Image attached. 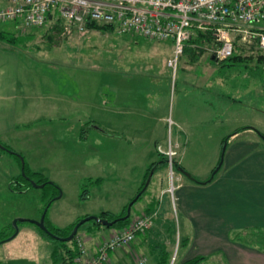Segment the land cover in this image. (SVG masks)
<instances>
[{"label": "rangeland", "instance_id": "1", "mask_svg": "<svg viewBox=\"0 0 264 264\" xmlns=\"http://www.w3.org/2000/svg\"><path fill=\"white\" fill-rule=\"evenodd\" d=\"M53 26L50 23L46 27L23 29L18 22L0 23L4 39L10 40L2 42L10 43L20 56L18 87L39 104L36 107L30 103L27 114L20 115L15 129L0 137V143L21 155L25 162L30 161L28 167L38 172L26 170L32 181L37 183L41 177L49 183L42 188L24 185L19 179L22 174L15 155L0 149V231L14 229L15 219L38 220L43 207L47 209L46 224L59 229L61 235L82 218L96 217L102 212L121 214L140 190L157 145L163 149L170 145L177 153L175 160H181V168L200 179L210 178L211 171L218 167L222 139L235 130L244 129L234 140H228L218 169L228 165L232 146L240 150L241 159L243 155L249 156L251 164H255L260 151L264 153V51L255 43L250 47L237 43V60L216 61L211 56L215 41L208 34L210 43L188 44L196 59L191 61V54L185 51L172 74L165 63L170 51L166 41L108 30L56 31ZM259 27L264 30V24ZM105 78L107 85H111L112 96L124 94V111L114 97L113 112L109 113L110 87L105 85ZM16 98V103L26 105L18 92ZM70 100H78L80 107L67 108ZM42 102L50 104L47 107ZM63 102L65 107L60 108ZM53 104L56 107H51ZM177 174L181 173L173 170L170 176L168 165L159 173L165 200L174 194ZM98 176L101 179L96 182ZM15 181L22 183L20 191L9 189L8 184ZM145 197L146 190L132 204L129 221L117 230L129 228L142 214L154 216L142 234L152 228L161 213V201L157 199L154 211L137 213ZM166 217L173 231L155 238L158 243L154 245L166 250L168 264L196 258L197 245L188 246L181 234L185 219L174 209ZM221 220L217 236L206 237L211 242L207 247L216 245L221 250L207 253L198 264H229L223 252L228 245L219 244L218 237L264 249V229L254 227L261 231L256 234L254 228H247L249 235L242 231L246 228H230L228 219L222 216ZM207 222L206 229L211 221ZM16 227L32 228L24 221H18ZM94 228H100L94 221L78 228L72 239L76 255L77 242L86 249L94 241L99 243L90 234ZM40 239L41 244L35 247L34 242L18 236L0 244V264H50L51 249L60 243L48 237ZM71 241L64 242V248L71 249ZM127 250L133 260L143 256L145 264H155L149 253L145 252V256L132 248ZM157 254L158 251L154 255Z\"/></svg>", "mask_w": 264, "mask_h": 264}, {"label": "crops", "instance_id": "2", "mask_svg": "<svg viewBox=\"0 0 264 264\" xmlns=\"http://www.w3.org/2000/svg\"><path fill=\"white\" fill-rule=\"evenodd\" d=\"M6 4L7 0H0V8L4 7ZM50 23L55 24L59 22L50 21V19H48V21L42 26L45 25L46 27L47 24ZM166 42L167 46H170L169 55L167 57L168 59L171 55L172 48L171 42ZM9 44L10 43H4L0 41V137L5 136V134L15 129L16 121L19 119L20 115L27 114L29 108L28 105L34 101L31 100V98H28L27 92H23L21 88L18 87L20 56L15 48ZM107 79L108 78H105V85L110 87V90L108 91L110 96H107L110 100L109 105L111 108V112L109 113L112 114L113 112L111 102L113 101L114 97L116 102L120 104L121 111H124L127 108H123V106H127L126 101L123 99L124 94L121 93V95L115 94L112 96L113 91L111 90V85H107ZM25 88L26 86H24V90ZM17 92L19 93L20 99L26 101V105H24L22 102H15L17 100ZM36 101H38V99ZM70 101L71 102H67V108L70 107V109H74L80 107V102L78 100ZM65 103L66 102L61 103L60 108L65 107ZM33 104L36 105V107L39 105L38 102ZM48 104L50 103H47V105L44 103L43 106L48 107ZM83 105L84 103L82 106ZM51 107L54 108L56 105L53 104ZM107 120L105 123L108 122ZM72 129H75V125L72 126ZM249 131L248 133H251ZM77 133L80 139L81 130L79 128ZM237 133L232 132L230 133L231 135L229 134L227 137H224L226 140L223 141L222 139L223 143L226 142L227 146L228 140H234ZM178 138L179 136H177V139L175 140L179 143ZM174 145H177V143ZM178 146L179 145H177V147ZM239 151V149L233 146L230 147L228 165L222 169L220 166V168L213 175L211 181L207 183L201 182H203L209 176L205 177L204 179H200L199 177L190 175L194 180L197 181L194 182L189 180L183 174H177L175 179L177 184L174 188L175 195L173 194L168 200H165L166 193L164 188H162V175L159 176L161 169L164 167H158L160 169H157V175H155L156 177H152L155 174L154 173L149 180V183L146 187V197L144 198L143 202L141 201L142 208L137 213H142L145 211L151 212L152 210L154 211L158 204L157 199H160L161 201V213L159 212L158 217L154 219L152 228L143 234H137L134 241L130 246H128L130 248L127 249L131 250L132 248L136 254L145 256L146 253H149L151 257L156 260V256L154 254L159 251V247L157 246L156 248L154 245V242L157 241L155 238L163 237V234H165L167 231H170V233L173 231V227L171 226L169 219L166 217L167 215L169 217V211H173V209L174 212H179L180 215L185 219V224H182L183 232L181 234L185 236V242L188 246H191L192 244L197 245V253L194 254L195 256L200 255L205 257L207 253H210L213 250H221V247L216 245L207 247L208 245H211V242L209 243L206 237L211 239V236H217L219 233L217 228H220L221 226L222 216L228 219L227 222L230 221V228L239 230L243 228L259 227L264 229V153L260 151L261 154H258V158L256 162H254L255 164H251L249 156L244 157L243 155L242 159L240 156H238ZM154 154L155 158L151 163L158 162V164H162L160 163L155 150ZM176 160H178L180 166L182 167L181 160L179 158ZM29 162L30 161H28V159L25 162L26 169L28 168L27 170L34 172L35 170H31L32 167H28V164H30ZM183 177L186 179L184 180ZM88 178L92 177L89 175ZM100 179L101 177H96V182H98ZM10 184L11 183L8 184L9 189ZM12 185H15V183ZM158 191L159 193L157 195ZM207 220L211 221L208 229H206L208 226L206 225L208 223ZM114 230H117V228L107 229L100 227L91 230L90 234L92 236L94 235L93 238L100 242L102 236H105L104 238H106L107 235H109ZM36 232L37 230L33 226L32 228L23 227L18 229L16 236L21 237L26 241L34 242L35 247L36 245L38 246V243L41 244V235ZM217 239H219L217 241L219 244L227 243L228 245L227 247L222 248L223 252H226L227 254V260L229 264H264V251L257 246L239 245L238 243L235 244L233 240H229V237L228 239L227 237H218ZM229 241L232 243H229ZM94 243L96 242L94 241ZM94 243L89 244V247L87 248L92 254L95 253V246L97 245V243ZM229 245L232 248H229ZM127 249H120L113 253H109L108 260L104 264H131L132 260L129 259L131 257L133 259V256Z\"/></svg>", "mask_w": 264, "mask_h": 264}, {"label": "built area", "instance_id": "3", "mask_svg": "<svg viewBox=\"0 0 264 264\" xmlns=\"http://www.w3.org/2000/svg\"><path fill=\"white\" fill-rule=\"evenodd\" d=\"M50 21L62 30L84 32L88 24L111 27L116 34L135 33L148 39L171 42L166 65L172 74L179 57L195 30L208 33L215 41L211 56L216 61L230 57L234 44L255 43L264 51V0H7L0 8V23L18 22L23 29H35ZM166 157L173 175L176 151L156 146ZM169 191V190H168ZM150 216L136 218L129 228L114 230L90 253L80 242L74 264H104L109 253L127 248L150 225ZM145 257L131 264H145Z\"/></svg>", "mask_w": 264, "mask_h": 264}, {"label": "trees", "instance_id": "4", "mask_svg": "<svg viewBox=\"0 0 264 264\" xmlns=\"http://www.w3.org/2000/svg\"><path fill=\"white\" fill-rule=\"evenodd\" d=\"M261 24H264V21L263 22H261ZM53 28L56 30V31H59V30H61L62 28H61V25L59 24V23H55L54 24V26H53ZM99 30V31H102V32H106L107 30L108 31H112V29H111V27H109V26H105V25H96V24H94V23H92V24H88L87 26H86V30L85 31H88V30ZM84 31V32H85ZM107 31V32H108ZM70 32H72V31H70ZM79 33H83V32H79ZM206 34V35H205ZM4 37H5V35H4V33L0 30V41H9L10 42V40H8V39H4ZM12 40V39H11ZM210 43V38H209V35H208V33H202V32H200V31H197V30H195L194 32H193V34H192V36H191V38H190V40L186 43V45H185V47H184V50H183V53H185V51H186V53H190L191 54V61H194L196 58H194V57H196V56H194L193 55V50L192 49H190V48H188V44L190 45V44H202V43ZM237 44V43H236ZM236 44H234V48H233V52H232V55L230 56V57H228V58H226V60H232V59H234V58H236L235 60H237L238 59V57H239V55H235L234 53L236 52V50H237V47H236ZM239 45H242V46H244L245 47V45H243V44H239ZM251 45H249V46H246V47H250ZM242 129H239V130H235L233 133H237V132H239V131H241ZM231 135V134H230ZM260 136H261V134H259ZM263 139H264V137H262ZM224 140H226V138H223V141ZM223 141H222V143H223ZM3 145V144H2ZM3 146H5L6 148H8L9 149V147L8 146H6V145H3ZM11 150V149H10ZM157 154V156H158V159H159V161H160V163H162V164H158V162H153V163H151L149 166H148V168L146 169V172H145V175H144V179H143V182H142V184L140 185V187L142 188L143 187V185H144V183H145V181H146V178H147V176H148V174H149V171L153 168L154 170H153V173H152V175L154 174V173H156V171H157V169H158V167H164V166H167V161H166V157L164 156V155H161V154H158V153H156ZM16 159H17V161H18V163H19V167H21L20 165V160L16 157V156H14ZM178 167H180L181 168V166H180V164H179V162L177 161V160H175V158H174V160H173V170H176L177 171V168ZM27 169H26V165H25V162H24V172H25V175L26 176H29V177H31V175L30 174H28L27 173V171H26ZM214 170V169H213ZM212 170V171H213ZM211 171V172H212ZM37 173H34V174H32V175H36ZM41 176V175H40ZM19 179H21L22 181H23V184L24 185H26V186H30L31 184L24 178V177H21V175H19ZM189 179V178H188ZM189 180H192V181H194V182H197V181H195V180H193V179H189ZM209 177L207 178V179H205L203 182H201V183H207V182H209V181H211V179L209 180ZM13 183H15V185H12ZM11 182V184H10V190H15V191H20L21 189H20V187H22V183H19V182ZM44 184V187L45 186H47V184H49V183H47V179L46 178H41L40 177V181H37V184ZM140 188V189H141ZM145 190H146V188H145ZM140 191V190H139ZM138 191V192H139ZM137 192V193H138ZM144 192V191H143ZM142 192V193H143ZM142 193L138 196V198L139 197H141V195H142ZM126 207V206H125ZM44 208V207H43ZM126 209V208H125ZM125 209H124V211L121 213V214H118V215H112V214H109L108 212H102L101 213V215H98V217H100V218H104V219H107V220H112V219H114V218H117V217H120V216H123V215H125ZM42 212V211H41ZM129 219H130V216L126 219V220H123V221H119V222H117V223H115L114 225H112L111 227H104V226H101V224H99V223H96V222H94L98 227H104V228H107V229H111V228H116V227H121V226H123V225H125L128 221H129ZM78 221V220H77ZM76 221V222H77ZM44 222H45V220H44ZM75 222V223H76ZM93 222V221H92ZM28 223V222H27ZM75 223H73L69 228H68V230L65 232V233H63L62 235H61V233H60V230L59 229H57V228H53V227H51L49 224L47 225L46 224V222H45V225H46V227L52 232V233H54V234H56V235H58V236H67L70 232H71V229H72V227H73V225L75 224ZM30 225L31 226H33L36 230H37V232L42 236V237H48V238H50V239H52L51 237H49L48 235H46L43 231H41L37 226H35L34 224H32V223H30ZM82 226V225H81ZM11 228V227H10ZM80 228V227H79ZM258 228H254V232H256V234H261V231L259 230H257ZM242 231H244V232H247L248 233V229L246 228V229H243ZM13 232H14V229H11V231H9V232H5L4 230H2V231H0V241L1 240H3V239H5V238H7V237H9V236H11L12 234H13ZM241 232V231H240ZM239 232V233H240ZM238 233V234H239ZM249 235H250V233H248ZM53 241H56V242H59V241H57V240H54V239H52ZM5 243V242H4ZM60 244L59 245H57V244H54L53 245V247H52V249H51V252H50V260H51V262H50V264H73V257L76 255V250H75V247H76V245H75V242H74V240H72L71 241V244L73 245L72 246V248L71 249H68V248H64V246L66 245V243H64V242H59ZM2 244V243H1ZM155 246H156V248H157V246L159 247V250H161V251H158V254L156 255V260H155V264H168V253L166 252V250L165 249H162V247L160 246V245H156L155 244ZM263 251H264V249H263ZM204 259V257L203 256H197L196 258H194V259H190V260H187V261H185L184 263H182V264H198L201 260H203Z\"/></svg>", "mask_w": 264, "mask_h": 264}, {"label": "water", "instance_id": "5", "mask_svg": "<svg viewBox=\"0 0 264 264\" xmlns=\"http://www.w3.org/2000/svg\"><path fill=\"white\" fill-rule=\"evenodd\" d=\"M225 146H226V142H224V143H223V146H222V153H221V156H220V159H219V162H218L219 165H220L221 162H222L223 150H224ZM0 149H2V150H4V151H7V152L10 153V154L15 155V156L20 160V164H21V165H20V166H21V167H20V171H21L22 177H25L26 180L31 184L32 187H34V188H42V187L44 186L43 183H42V184H37V183H35L34 181H32L28 176L25 175V173H24V160H23V158L21 157V155L16 154L14 151H12V150L6 148V147L3 146L1 143H0ZM219 165H218V167H219ZM218 167H217V168H214V170L212 171V174H211L209 180L212 179L213 175H214V174L216 173V171L218 170ZM153 170H154V169L152 168V169L149 171V174H148V176H147V178H146V181H145L143 187H142V188L140 189V191L137 193L136 197H135L132 201H130V202L127 204V206H126V210H125V215H123V216H120V217L114 218V219H112V220H107V219H104V218H100V217H98V216H96V217H85V218H82V219L78 220V221L73 225V227H72V229H71V232H70L67 236H58V235L52 233V232L46 227V225L44 224V216H45V213H46V210H47L46 207H44V209L42 210V213H41V215H40V218H39L38 220H29V219H24V218L13 220L12 225L15 227V228H14V232H13V234H12L11 236H9V237H7V238L1 240V241H0V244H1V243H4V242H6V241H10L11 239H13V238L16 236V234L18 233V228L16 227V223H17L18 221H19V222H20V221H24V222H28V223H32V224H34V225L37 226L41 231H43L46 235H48L49 237H51V238L54 239V240H57V241H59V242H68V241H71V240L74 238V236H75L76 233H77L78 228H79L82 224H84V223H86V222H88V221H94V222H96V223L101 224V225L104 226V227H111L112 225H114L115 223H117V222H119V221L126 220V219L130 216V208H131L132 204L134 203V201L138 198V196H139V195L145 190V188L147 187V185H148V183H149V180H150V178H151V176H152ZM177 171H179V172H180L181 174H183L185 177H187V178H189V179H193V178H192L189 174H187L182 168L178 167V168H177ZM193 180H194V179H193ZM209 180H208V181H209ZM195 181H196V180H195Z\"/></svg>", "mask_w": 264, "mask_h": 264}]
</instances>
